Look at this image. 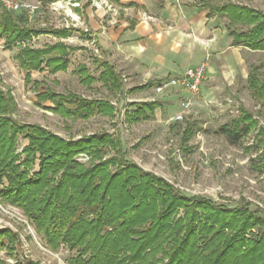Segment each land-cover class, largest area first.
I'll use <instances>...</instances> for the list:
<instances>
[{
  "label": "trees",
  "instance_id": "16d2710c",
  "mask_svg": "<svg viewBox=\"0 0 264 264\" xmlns=\"http://www.w3.org/2000/svg\"><path fill=\"white\" fill-rule=\"evenodd\" d=\"M207 7L226 19L232 46L264 53V12L231 2L209 1ZM29 23L26 13H9L0 6V40L8 49L22 45L13 59L24 71L25 84L34 89L37 105L63 120L86 121L96 115L112 118L108 101L57 93L32 80L33 72L45 70L54 75L66 71L73 48L60 42L30 46L40 35L61 39L72 29L34 28ZM100 66L99 80L109 90L120 91L119 75L107 63ZM76 72L82 84L95 81L84 66H78ZM245 80L251 97L264 105L259 66L250 65ZM44 103L50 106H42ZM156 106L135 105L126 114L127 121L149 119ZM15 111L14 98L2 88L0 78V202L20 209L48 247L57 250L62 245L73 252L69 264H264V217L258 210L250 214L216 206L210 199L182 195L164 179L126 160L120 140L112 134L63 139L40 125L17 122ZM238 113L219 128L232 144L258 125L244 107ZM257 128L251 149L260 152L256 161L264 169V128ZM192 137V128H185L181 143L185 145ZM19 140L25 142L23 158L15 154ZM105 149L115 155L102 160ZM81 154L89 158L87 163L77 160ZM96 159L99 161L93 163ZM115 165L118 169L109 173L108 167ZM188 203L185 220L174 221L176 209ZM252 228L257 232L245 239ZM17 243L16 234L0 230V250L9 245L11 254Z\"/></svg>",
  "mask_w": 264,
  "mask_h": 264
},
{
  "label": "rangeland",
  "instance_id": "374dc122",
  "mask_svg": "<svg viewBox=\"0 0 264 264\" xmlns=\"http://www.w3.org/2000/svg\"><path fill=\"white\" fill-rule=\"evenodd\" d=\"M40 1L41 9L34 14L29 24L34 28L61 27L65 17L62 14L50 13L47 0ZM211 1L213 4L231 2L264 12V0ZM222 22L226 29L227 21L222 19ZM55 41L50 36H38L33 38L29 45L39 48ZM70 46L75 47V50L69 56V66L64 73L49 75L43 70L32 73V80L39 82L41 87L58 93L73 92L88 99H110V95L99 82L85 86L80 82L76 72L78 65H85L89 73L97 78L101 71L99 63L102 59L92 55V52L83 45ZM21 47L19 44L8 49L0 40L1 86L4 90H9L14 98L16 111L13 117L17 122L40 125L63 139H77L80 136L104 132L112 134L120 140L126 160L134 162L143 171L164 179L182 195L210 199L216 206L247 211L250 214L258 210L264 217V169L256 161L260 152L251 149L255 145L257 127L264 128V105L251 97L245 80L249 66L257 65L260 79L264 84V53L242 49L244 60L242 73H239L240 76L235 77L229 85L221 84L213 98L203 99L200 91L192 96L175 92L166 100H159L162 112L157 111V117L124 127L119 125L121 112L112 119L97 115L86 121H73L63 120L37 105L34 89L31 85L25 84L24 71L13 59ZM203 84H208L205 72ZM134 98H141L143 101L156 100L150 92ZM187 99L190 100V106L186 110H181L182 103ZM42 106L50 104L44 103ZM240 106L254 116L258 125L237 144H232L219 128L238 116ZM124 107L120 101L119 109ZM177 115H181L182 119L176 120ZM172 126L174 129H171ZM187 127L192 128L193 137L183 145L181 135ZM18 143L15 154L23 158L21 148L25 142L19 140ZM81 155L77 156L78 161ZM114 155V151L107 152L105 149L102 160ZM87 161L85 158L80 162ZM98 161L96 159L93 163ZM117 169V165L109 166L108 172L114 173ZM189 206L188 203L187 207L176 209L173 220H185ZM198 214L201 216L202 212L198 211ZM4 229L16 234L18 243L11 254L9 245L0 250V264H16L17 261H30L34 264H69V259L74 256V253L68 251L65 246L61 245L57 250L48 247L20 209L0 202V230ZM256 232V228L249 229L245 239L249 238V234ZM232 233L233 231L227 232L223 239Z\"/></svg>",
  "mask_w": 264,
  "mask_h": 264
},
{
  "label": "crops",
  "instance_id": "0c3cea01",
  "mask_svg": "<svg viewBox=\"0 0 264 264\" xmlns=\"http://www.w3.org/2000/svg\"><path fill=\"white\" fill-rule=\"evenodd\" d=\"M209 1L211 2V0H108L115 10L116 15H113L109 11L95 10L87 4V0H81V9L77 12L87 32L79 28L61 39L51 35L40 36H50L56 40L54 43L60 42L73 48L70 54L75 50V47L70 45H83L92 52V55L102 59L99 63L101 71L97 78L89 73L85 65L78 66H84L88 74L94 78L93 83L99 82L110 95V99L93 100L108 101L113 108L112 118L121 112L119 125L126 127L157 117V111L162 112L159 100H166L175 92L188 94L177 89H169L158 94L154 90L157 82L180 77L187 69L204 65L208 84L201 85L200 94L203 99H210L215 96L221 84L229 85L242 73L244 66L242 48L231 45V38L227 36L222 22L225 18L211 13L207 7ZM142 15L149 19H142ZM71 36L75 38L74 44L66 41ZM101 63H107L119 75L120 91L109 90L99 80L102 72ZM149 92L156 100L143 101L141 98H134ZM120 101L125 106L122 109H119ZM146 103L157 105L152 116L147 120L129 123L126 114L130 115L135 110V105Z\"/></svg>",
  "mask_w": 264,
  "mask_h": 264
},
{
  "label": "built area",
  "instance_id": "2783aa9c",
  "mask_svg": "<svg viewBox=\"0 0 264 264\" xmlns=\"http://www.w3.org/2000/svg\"><path fill=\"white\" fill-rule=\"evenodd\" d=\"M89 6L98 11H109L113 15H116L115 10L110 6L108 0H89ZM0 6L2 9L9 13H21L24 12L27 14L31 20L34 14L38 13L41 9L40 0H0ZM47 8L50 13L54 15H63L65 17L64 24L62 25L65 29L76 30L82 28L84 32L87 30L84 28V25L81 21V17L77 12L78 9H81V0H52L48 2ZM142 19H149L145 15H142ZM67 43H75V38L73 36L66 39ZM204 65H200L195 69H187L182 76L177 78H172L162 81L158 86L155 87V92L160 94L169 89H177L184 91L188 94L196 95L199 93V89L202 85L204 79ZM190 106V100L187 99L181 105V110H186ZM176 120H181L182 116L177 115ZM79 158L80 161L84 160L87 157L81 155Z\"/></svg>",
  "mask_w": 264,
  "mask_h": 264
}]
</instances>
